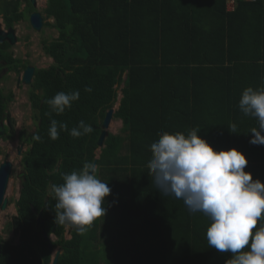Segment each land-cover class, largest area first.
<instances>
[{"label": "trees", "instance_id": "trees-1", "mask_svg": "<svg viewBox=\"0 0 264 264\" xmlns=\"http://www.w3.org/2000/svg\"><path fill=\"white\" fill-rule=\"evenodd\" d=\"M21 1L0 0L9 26L23 16L17 12ZM44 14L45 19H53L46 24L58 36L43 40V52L53 63L36 69L28 93L36 129L26 136L19 133L29 148L17 214L7 224L18 235V243L0 238V264H51L42 225H37L40 212L45 232L55 237L53 248L61 252L57 264H225L232 254L219 253L207 242L210 218L161 193L148 168L151 145L165 132L187 137L196 129L205 140L200 114L214 112L205 108L212 103L211 94L199 106L198 90L189 85L165 101L164 90L144 93L139 83L147 77L161 80L164 73L189 74L190 83L192 75L207 71L224 74L235 90L264 87V0H236L231 12L226 0H47ZM122 83V97L113 114L123 122L122 133L108 132L99 147L103 119ZM76 90L80 97L70 109L60 115L52 111L48 100L58 92ZM239 97L234 90L223 95L231 117L226 119L237 124V138L210 137L206 142L217 152L235 148L244 154L248 160L244 171L264 183V145L249 143L258 120L239 114ZM13 98L11 91L0 90L5 140L15 139V122L8 111ZM51 119L68 126V131L58 128L56 140L49 136ZM80 121L93 131L73 138L70 130ZM36 134L40 141L33 139ZM94 161L97 177L111 189L102 205L106 214L84 235L73 228L66 239L65 226L54 222L52 185L59 186L64 175ZM119 237L129 243L121 251L109 247ZM101 238L106 239L104 248L98 247Z\"/></svg>", "mask_w": 264, "mask_h": 264}, {"label": "clouds", "instance_id": "clouds-1", "mask_svg": "<svg viewBox=\"0 0 264 264\" xmlns=\"http://www.w3.org/2000/svg\"><path fill=\"white\" fill-rule=\"evenodd\" d=\"M79 97V90L58 92L47 103L60 115ZM239 108L245 116L258 120L259 128L251 129L249 143L264 145V87L244 89ZM58 128L68 131L66 123L51 119L52 140L59 138ZM235 128L232 124L229 131L235 133ZM92 131L91 125L80 121L69 134L79 138ZM197 132L193 129L187 137L165 132L152 143L148 168L156 188L165 196L183 200L190 212H202L210 218L207 242L219 253L232 254L225 264H264V183L244 171L248 165L244 154L235 148L214 151ZM33 139L40 141L41 137L36 134ZM96 169L94 163L86 162L81 170L64 175L62 184L52 185L55 224L84 235L94 221L105 216L102 205L111 189L97 177Z\"/></svg>", "mask_w": 264, "mask_h": 264}, {"label": "rangeland", "instance_id": "rangeland-1", "mask_svg": "<svg viewBox=\"0 0 264 264\" xmlns=\"http://www.w3.org/2000/svg\"><path fill=\"white\" fill-rule=\"evenodd\" d=\"M46 4H47V0H37V7L39 11L43 13V17L45 16L44 9L46 8ZM1 8H3V4L1 5ZM52 22L53 19H45L44 20L45 26L41 29L40 32L35 33L34 35L31 36V42L29 43L28 47L23 50L24 55L25 53H31L29 54L31 55L30 63L36 67L47 68L53 63V60L48 56H46L45 53L43 52V49L41 48V40L51 41L58 36L57 31L51 26L46 24ZM17 29L20 30V32H26L25 30L27 29V23L23 20L22 22L19 23ZM15 84H16V79L11 78L10 81L9 80L7 81L4 90V92L12 91V93L14 94V98L9 104L8 111L15 122V132H16L15 139L4 141V143L0 141V164L3 162L5 155L8 156V160L13 164L9 185L5 194V197H7L8 199V207L6 208L5 211H0V238L9 241L13 244L18 243V235L12 229H8L7 224L8 222L11 221L12 217L17 214L15 203L18 199L19 190H20V179L18 178V174L21 173L23 170L22 168L23 166L21 164V157L17 153L19 147L17 145L16 135L17 133H23V136H26V134H32L35 130L34 127L36 124V121L34 124L32 123V120L34 119L36 112L32 109L28 97V91H30L31 85H21L20 87L17 88ZM119 94H120V88L118 87L117 100L113 106L114 110L117 109L118 107ZM116 130H117L116 121L112 119L108 131L116 132ZM27 148L28 147L26 146L24 147V149ZM72 229L73 228L65 227L66 239L70 238V234H68V232L71 231ZM52 240L53 241L55 240L54 236H52ZM57 250L59 249L56 248L54 250L52 257ZM102 253L104 254L105 252ZM106 254L108 256H111L113 255V251H106Z\"/></svg>", "mask_w": 264, "mask_h": 264}, {"label": "crops", "instance_id": "crops-1", "mask_svg": "<svg viewBox=\"0 0 264 264\" xmlns=\"http://www.w3.org/2000/svg\"><path fill=\"white\" fill-rule=\"evenodd\" d=\"M226 3H227V0H226ZM162 77L163 78H161V80H155L150 77H147V79L142 78V81H140L139 83L140 86L143 88L142 92L149 93L148 90L152 91V89L164 90L163 97L165 101H168L174 98V93L180 94L181 92L179 90H181V88H182L181 91H183V89L185 90L186 86L190 85L196 90H198L197 91L198 92L197 101H198L199 106L202 104V102H204L207 99L208 97L207 93H210L212 97L211 98L212 103L206 106L205 108L206 109L212 108L214 112L209 115L208 112L206 113L204 111H201V114H200L201 120L205 122L204 131H203L205 135V140L208 141L207 139L210 137L215 140H219V141H229V139L233 140L237 138L235 136V133H231L229 131L230 119L229 120L226 119L227 117H230L227 114V110H229V106L225 102V99H224L225 104L223 103V95L227 90L228 92L229 91L232 92L234 90V92L235 93L238 92L241 97L242 92L244 90L243 87L240 86L238 90H235L232 84L231 85L227 84V80L225 79L227 77L224 74L218 73V72L216 73L207 72V71L198 72L197 74L192 75V78L194 79V81L190 83H188V80L190 78L189 74H185V73H164L162 74ZM123 86H124L123 83L118 86L120 88L119 102L122 97L121 89ZM240 97L238 98V100L240 99ZM118 106H119V103H118ZM179 108L185 110L184 106H179ZM116 110L117 109H115L114 112ZM168 110H171V108L168 107ZM237 110L238 112H240L239 114L242 115L239 105H238ZM113 119L116 121L117 130L116 132H112V131L111 132L108 131V132L115 134V135L116 134L120 135V133H122V130H123V122L121 119H115V118ZM231 125H232V122H231ZM225 131H228V132L226 133ZM235 132L237 134L238 132L237 128H235ZM123 138H126V135H124ZM208 223H211V220H209ZM105 240L106 239L104 238L100 239L99 246H98L99 248H104L106 246ZM126 240L127 239L123 237H119L118 239L116 238L113 241L114 243L110 244L109 247L117 249L119 251L124 250L129 246V243L125 242Z\"/></svg>", "mask_w": 264, "mask_h": 264}, {"label": "flooded vegetation", "instance_id": "flooded-vegetation-1", "mask_svg": "<svg viewBox=\"0 0 264 264\" xmlns=\"http://www.w3.org/2000/svg\"><path fill=\"white\" fill-rule=\"evenodd\" d=\"M1 5L2 4L0 2V90L4 94H8L9 91L4 92L8 80L10 81L11 78L16 79L15 85L17 88L20 87L21 85H27L22 82V77L24 75L25 70L28 67H33L34 68L33 76H34L36 69H40V67H36L30 63L31 55L29 54L31 53H25L24 55L23 50L27 48L29 43L31 42V36L34 35L35 33L40 32L41 29L45 26L44 25L45 16L43 17V13L39 11L37 7V0H34V2L32 0H22L17 12L21 13L23 16L21 19L17 21H13L9 26L7 24V20L1 8ZM34 13H39L41 15L43 23L40 30H36L32 27L31 16ZM23 20L27 23V29L25 30L26 32H20V30L17 29V26ZM10 36L13 37V40L11 39ZM42 42L43 40H41V48H43ZM33 76H32V81H33ZM31 83L28 85H31ZM32 123L33 124L35 123L34 119L32 120ZM3 126H7V123L4 122ZM34 128L36 129V124ZM5 134L6 132L4 130L2 135H0V141L2 143H4V141H8L3 139ZM16 137H17L16 140L17 145L19 147L17 153L21 157V164L23 166L22 172L18 174V178L20 179V188H21V181L25 174L24 156L29 146L26 143L22 142L19 133H17ZM25 146L28 148L24 149ZM19 197H20V190H19L18 199Z\"/></svg>", "mask_w": 264, "mask_h": 264}, {"label": "water", "instance_id": "water-1", "mask_svg": "<svg viewBox=\"0 0 264 264\" xmlns=\"http://www.w3.org/2000/svg\"><path fill=\"white\" fill-rule=\"evenodd\" d=\"M32 1L34 2V0H32ZM31 23H32V27L34 29L40 30L41 27H42V23H43L41 15L39 13H34L31 16ZM10 37L13 40V37L12 36H10ZM33 72H34V68L33 67H28L25 70L24 75L22 77V82L24 84L28 85V84L31 83ZM113 114H114V109L113 108L108 110L106 112V114H105V117H104L102 125H101L102 126V132H101L100 137L98 139V146L99 147H102V145H103L104 138H105V136L108 133V128H109L110 122L113 119ZM3 131H4L3 130V124L0 123V135H2ZM93 163L96 165V161H94ZM12 169H13V164H12V162H10L8 160V156L5 155V158H4L3 162L0 164V211H5L6 208L8 207V199H7V197H5V194H6L8 185H9V180H10V176H11V173H12ZM41 215H42V213L40 212L38 214V217H37V225L38 224L42 225L41 234H42V236L44 238V241L47 244L48 250L53 254V252L55 250L53 248V245H52V242H53L52 236L53 235L52 234L48 235L45 232V229L43 227V222H41ZM52 232H53V230H52ZM68 234H70V231L68 232ZM0 252H1V245H0ZM60 254H61L60 250H57L54 253V255L52 257L51 264H57Z\"/></svg>", "mask_w": 264, "mask_h": 264}, {"label": "built area", "instance_id": "built-area-1", "mask_svg": "<svg viewBox=\"0 0 264 264\" xmlns=\"http://www.w3.org/2000/svg\"><path fill=\"white\" fill-rule=\"evenodd\" d=\"M236 7V0H227L226 9L228 12L234 11Z\"/></svg>", "mask_w": 264, "mask_h": 264}]
</instances>
